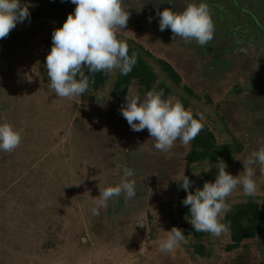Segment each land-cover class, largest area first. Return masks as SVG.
<instances>
[{"label":"rangeland","instance_id":"374dc122","mask_svg":"<svg viewBox=\"0 0 264 264\" xmlns=\"http://www.w3.org/2000/svg\"><path fill=\"white\" fill-rule=\"evenodd\" d=\"M235 1L123 0L129 20L126 28L118 31L123 37L137 38L139 31L148 33L150 18L159 23L157 10L171 8L179 12L188 3H206L214 22V38L200 46L195 41L185 43L179 37L173 40L171 29H166L160 32L165 37L170 35L169 43L175 46L169 48L167 39L163 43L155 39L157 55L164 57L168 50H173L181 59L186 52L194 59L202 57L206 70L216 67L231 72L238 65L239 69H235L243 75L238 76L235 87L256 93L263 108L264 96L260 98L257 91L264 94V38L257 36L258 28L264 31V25L258 27V19L244 11H255L254 16L260 17L264 0ZM21 4L29 6L30 17L18 22L0 45V122L8 112V120L16 128L19 126L22 135L21 145L14 152L0 151V264H136L140 259L142 263L155 246L151 221H143L137 237L130 240L123 237L125 223L120 222L123 214L115 206L118 201L109 200L98 208L99 215L92 214L99 199L95 193L112 185L115 175L106 174L107 167L102 169L99 157L103 153L99 147L103 138L96 136V140L94 125L91 129L87 122L94 111L87 109L88 101L59 98L53 93L45 62L52 47L51 34L58 24L50 18L32 21L37 14L36 4L31 0H21ZM214 57L227 65L208 61ZM26 114L30 119L38 117L33 131L23 130ZM95 114L100 119L105 113L97 109ZM113 145L111 139L105 140L107 154L119 153H113ZM25 155L31 159L42 156L30 173H26L27 161L25 165L20 161ZM91 157L95 165L89 168ZM43 161L53 163L49 166L54 167L52 172H45V163L44 168L38 169ZM60 170L63 172L59 173ZM100 220L101 231H96L94 224ZM125 246L129 248L128 255ZM254 251L250 247L237 255L221 251L222 260L219 255L217 259L220 264H260L264 261V249L257 247Z\"/></svg>","mask_w":264,"mask_h":264},{"label":"crops","instance_id":"0c3cea01","mask_svg":"<svg viewBox=\"0 0 264 264\" xmlns=\"http://www.w3.org/2000/svg\"><path fill=\"white\" fill-rule=\"evenodd\" d=\"M152 20L148 23L147 34L145 33L146 31L142 30L137 34V38L132 36L122 37L135 41L154 56L155 61H149V64L158 80L152 90L161 91V85H164L170 90L166 100H171L172 102L180 101L184 108L190 110L194 117L198 119L199 116L196 114H203L204 119L201 122L203 128H206L212 136L211 143L214 145L215 152H210L209 158L204 161L192 163L189 159L194 149L193 141L188 145H184L177 140L170 151L161 152L153 147L154 140L151 139L147 129L140 132L131 130L120 111L125 103L120 105L113 98L115 84L120 74L119 69H115L110 73L109 82L96 95L98 102L87 103V109L94 111L88 117L89 120H87L88 125L89 123L91 124L89 128L92 129L93 124L95 127V138L96 136L103 138L102 143L99 141L102 144L99 149L103 155L101 156L102 153L100 151H96L95 154L101 156L99 158L103 162L104 168L102 169L106 170V167L108 168L106 174L111 176L115 174L114 179H111L112 185L110 186H115L120 182L123 172L122 169H118V165L127 166L133 169L134 172V175L128 179L135 181V197L127 199L122 193L118 198L111 199L118 201L115 206L117 209L121 208L123 214L120 217V219L123 217L120 222L125 223L123 237L134 240L140 229H142L143 221L150 220L152 224L151 229L155 237V246L145 261L141 263L142 259H140V263L136 264H220L219 262L223 256L221 251L226 255H237V253L243 252L248 247L252 249V252H255L254 248L257 247L264 249L263 227L256 238L245 239L240 244V247L231 252L227 250L229 246L235 244L231 231L226 235L222 234L220 237H213L210 233H206L202 239H196L195 235H185L187 242L178 245L173 253L164 254L159 251L158 244L162 239L166 238L168 235L167 231H170L175 226L185 232L190 224L185 218L188 216L187 211L190 206H185L182 203L188 193L174 179L184 173L193 182L189 191L195 192L197 188L202 187L208 177L211 181H215L218 171L217 163L220 161L225 163V170L231 175L242 174L244 168L241 160L246 159L252 151L264 147V107L259 106V99H257L256 93H252L253 91L243 92L235 87V83H238L236 81L239 80L238 76L243 75V73L235 69L238 67L236 62V66L231 72L224 69L217 70L216 67L212 71L205 69L202 57L194 59L186 52H184L181 59L178 57L177 51L173 50L172 52L168 50L167 56H158L156 53L158 43L154 42L155 39L159 40V42L162 41V43L167 39L169 48L175 45L169 43L170 35L166 34L167 37H165L160 32L159 23L156 24L154 19ZM117 34L122 35L119 31H117ZM230 60L231 65H233L234 58L231 57ZM158 61L169 64L179 75L182 83L180 85L174 83L164 73ZM208 61H211L212 64L227 65V63L215 57L214 59L209 58ZM129 91L132 94H138L141 100L145 98L148 92L137 82L133 83ZM257 92L261 94L260 98L264 96L260 90ZM75 98L83 100L81 96ZM97 109L104 110L103 118L99 119V117H96L95 111ZM30 118L31 116L28 115V118L25 119L26 121L24 120L25 122H23V130L25 132L28 130L33 131L38 126V117ZM8 119L9 114L7 112V115L2 117V122L7 121L10 123ZM11 124L15 126V123ZM32 125L34 128H32ZM25 128L29 129L25 130ZM204 133L199 134L204 139H207L208 137ZM106 139H111V143L114 144L113 153L118 151L117 155L107 154L105 149ZM216 150L230 151V154L220 159ZM198 151L200 152L201 150L198 149ZM21 158H23L20 160L22 164L25 165V161H27L26 164L29 165L26 169V173H28L34 167L36 161L42 159V156L31 159L25 155V157L22 156ZM44 163V161L43 163L40 162L38 169L44 168ZM82 163H85V161H82ZM51 164H53L51 161L45 163L44 166L48 170V172L47 170L45 171L46 173L53 171L54 167L52 166V169L49 167ZM88 165L89 168L95 165L93 157L89 158ZM254 167L256 173L254 179L257 183L256 192L253 195H246L242 187H238L226 199V203L230 205V208L223 214V220L226 215L235 209L251 202L260 207L264 206V171L261 170L258 164ZM61 172L63 171L60 170L59 173ZM95 195L99 197L100 193H95ZM101 222L100 220L94 224L96 231H101ZM198 245L205 246L204 257L196 254L195 247ZM217 247L219 248L218 250L215 249ZM124 250L128 255V246H125ZM215 251H218V253L215 254ZM217 255H219L218 259L220 261L217 259ZM212 259L214 262L211 263Z\"/></svg>","mask_w":264,"mask_h":264},{"label":"clouds","instance_id":"9594fccd","mask_svg":"<svg viewBox=\"0 0 264 264\" xmlns=\"http://www.w3.org/2000/svg\"><path fill=\"white\" fill-rule=\"evenodd\" d=\"M168 2L173 3V0ZM71 3L76 6L74 12L68 14L62 27L53 31L52 47L45 62L49 87L59 98L78 97L88 91L90 80L85 69L91 75L119 69L126 76L138 60V53L133 51L129 56L128 44L117 38V31L125 29L129 20V13L122 6L123 0H71ZM157 15L159 30L171 29L173 40L179 37L185 43L195 41L203 46L214 38V22L206 3H188L179 12L165 8L157 10ZM29 17V6L22 5L21 0H0V40L8 37L18 22ZM163 95V90H150L141 100L138 94L128 91L120 111L131 130L147 129L154 140L153 147L168 152L177 140L184 145L193 141L203 128L201 121L204 117L198 113L199 119L194 118L180 101L163 99ZM21 142L20 130L7 121L0 122V151L14 152ZM241 161L244 170L236 176L225 170L223 161L217 163L215 181H205L195 192L189 191L193 182L184 173L174 179L188 193L182 201L185 206H190V216L185 218L196 232L210 233L213 237L226 235L230 231V224L222 222L223 214L230 208L226 199L238 187H242L246 195L256 192L254 166L258 164L264 171V147L252 151ZM117 167L123 172L120 182L100 189L96 207L91 210L93 215H99L98 208L122 193L127 199L135 197V181L128 179L134 175L133 169L123 165ZM167 232L158 248L161 253L171 254L187 241L183 230L178 227Z\"/></svg>","mask_w":264,"mask_h":264},{"label":"trees","instance_id":"16d2710c","mask_svg":"<svg viewBox=\"0 0 264 264\" xmlns=\"http://www.w3.org/2000/svg\"><path fill=\"white\" fill-rule=\"evenodd\" d=\"M33 4H36L35 9L37 14L32 18V21H36L40 18H50L54 22L58 24L57 28L62 27L63 23L67 19L68 14L73 13L75 9V5L71 3V0H31ZM234 2H236L234 0ZM237 4V3H236ZM264 7V6H261ZM240 8V7H239ZM241 10V8H240ZM250 13L253 17L257 18V26L263 27L264 25V9L260 13V17L254 16L255 11H244V13ZM242 12V14H244ZM241 14V15H242ZM240 15V16H241ZM263 23V24H262ZM231 25V26H230ZM230 27H235L234 24H230ZM56 28V29H57ZM259 29V34L257 39L264 38V31L261 28ZM53 33V32H52ZM52 35V34H51ZM117 38L125 41L129 46V56H131L132 52L135 51L138 53V60L136 65L133 67L132 71L128 75H122L121 71L118 76L117 82L115 84V91L113 94V98L120 104L123 105L125 103V97L130 90V87L133 83L137 82L147 91L153 89L155 83L157 82V76L153 71L149 61L154 60V56L147 51L143 46L137 44L135 41L123 38L122 36L117 34ZM256 39V38H255ZM1 45V40H0ZM161 68H163L164 73H166L169 78L180 85L182 83L181 78L175 72V70L167 63L158 61ZM111 73V72H110ZM110 73H96L91 75L87 69H85V74L89 75L90 86L87 92H85L81 97L84 101L96 103L98 99L96 95L101 91L105 85L110 80ZM94 81V83L92 82ZM161 90H163L164 95L163 99H166L167 95L170 93V90L161 85ZM198 119L197 117H194ZM202 123V122H201ZM205 132V133H204ZM200 133H204L207 135V139H204L201 134H198L196 138L193 140V153L190 157L189 161L192 163L201 162L209 158L210 152H215V148L213 143H211L212 136L206 130V128H202ZM198 149L201 151L199 152ZM216 153L220 159L227 157L230 154V151H217ZM209 182H213L208 177ZM203 187V185H202ZM201 187V188H202ZM187 196V195H186ZM185 196V198H186ZM187 215L190 216L189 210L187 211ZM224 223L230 224V231L233 233V242L234 245H231L227 248L229 252L234 251L245 239H254L259 235V232L264 227V206L260 207L259 205L251 202L248 205L243 207H239L235 209L230 214L226 215L223 220ZM188 229L184 232L186 236L195 235L196 239H202L206 233L205 232H196L191 224L188 225ZM196 254L201 257L205 256L206 248L205 246H196L195 247ZM260 264H264L262 261Z\"/></svg>","mask_w":264,"mask_h":264}]
</instances>
